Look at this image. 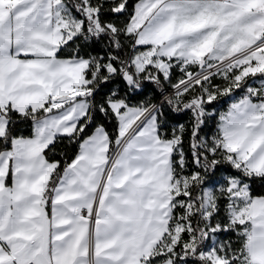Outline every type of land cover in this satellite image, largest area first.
Wrapping results in <instances>:
<instances>
[{"label": "snow or ice", "instance_id": "obj_1", "mask_svg": "<svg viewBox=\"0 0 264 264\" xmlns=\"http://www.w3.org/2000/svg\"><path fill=\"white\" fill-rule=\"evenodd\" d=\"M256 184L264 0H0V264H264Z\"/></svg>", "mask_w": 264, "mask_h": 264}, {"label": "trees", "instance_id": "obj_2", "mask_svg": "<svg viewBox=\"0 0 264 264\" xmlns=\"http://www.w3.org/2000/svg\"><path fill=\"white\" fill-rule=\"evenodd\" d=\"M136 3V0H129V13L132 11V6ZM105 19L110 20L112 23L116 24L117 26H121L122 24L127 22L128 19V13L119 16V18L114 17L111 14H108L105 16ZM82 55L85 54L84 51L81 52ZM64 55H67L65 53ZM180 78V73L177 69L172 70V82L175 83ZM259 79V78H257ZM252 78H249V82L251 83ZM218 83L219 81H215ZM168 88V91L170 92L172 89L170 86H166ZM241 92H237L236 95L239 96ZM136 99H139L137 97ZM135 103V99L132 101ZM219 110H225L227 108L226 98H222L217 105ZM98 116V114H97ZM190 114H172V119L170 121L171 124H185L190 126V120H189ZM100 122V118H97L96 123ZM107 131L110 134L114 133V123H109L107 121L104 122ZM95 125H93L94 128ZM215 130V121L210 122L205 128L204 131L201 133V135L207 134L211 135L212 132ZM92 131V128H89V133ZM18 132L22 133L25 136H29L31 134V122L27 123H20L18 127ZM168 135H171V127L167 129ZM78 150L77 144H70L67 139H61L58 140L54 146V148L51 151H47V159L49 160H58L61 164V169L63 167L64 162L70 161L76 154ZM185 151L188 152V145L187 142L185 143ZM189 159H190V153H189ZM191 167V166H190ZM253 190L256 194H264V186H261L259 184H256L253 186ZM227 239V236L224 237Z\"/></svg>", "mask_w": 264, "mask_h": 264}, {"label": "rangeland", "instance_id": "obj_3", "mask_svg": "<svg viewBox=\"0 0 264 264\" xmlns=\"http://www.w3.org/2000/svg\"><path fill=\"white\" fill-rule=\"evenodd\" d=\"M174 69H177V70L179 71V73H180V77H181V76H182V73L180 72L179 68H174ZM218 83H219V82H218ZM254 86L259 87V83H256Z\"/></svg>", "mask_w": 264, "mask_h": 264}, {"label": "crops", "instance_id": "obj_4", "mask_svg": "<svg viewBox=\"0 0 264 264\" xmlns=\"http://www.w3.org/2000/svg\"><path fill=\"white\" fill-rule=\"evenodd\" d=\"M47 211L49 212V215H50L51 214V207H50V205H49Z\"/></svg>", "mask_w": 264, "mask_h": 264}]
</instances>
